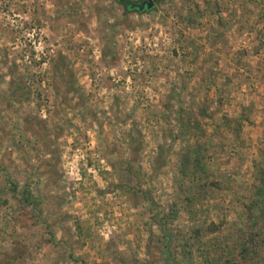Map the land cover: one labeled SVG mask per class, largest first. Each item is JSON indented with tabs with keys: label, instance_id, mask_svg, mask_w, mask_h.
<instances>
[{
	"label": "rangeland",
	"instance_id": "1",
	"mask_svg": "<svg viewBox=\"0 0 264 264\" xmlns=\"http://www.w3.org/2000/svg\"><path fill=\"white\" fill-rule=\"evenodd\" d=\"M129 1L0 0V264H264V0Z\"/></svg>",
	"mask_w": 264,
	"mask_h": 264
},
{
	"label": "trees",
	"instance_id": "2",
	"mask_svg": "<svg viewBox=\"0 0 264 264\" xmlns=\"http://www.w3.org/2000/svg\"><path fill=\"white\" fill-rule=\"evenodd\" d=\"M115 1L122 3L123 5H126L127 7L133 5V3L130 2L129 0H115ZM136 6H137V5H136ZM138 7H139V6H138Z\"/></svg>",
	"mask_w": 264,
	"mask_h": 264
},
{
	"label": "water",
	"instance_id": "3",
	"mask_svg": "<svg viewBox=\"0 0 264 264\" xmlns=\"http://www.w3.org/2000/svg\"><path fill=\"white\" fill-rule=\"evenodd\" d=\"M142 4L145 5L146 7H150L152 3L150 0H145L142 2ZM138 8H140V6Z\"/></svg>",
	"mask_w": 264,
	"mask_h": 264
}]
</instances>
